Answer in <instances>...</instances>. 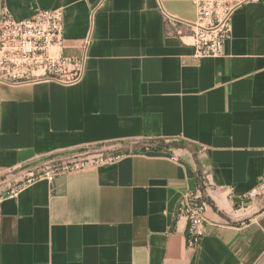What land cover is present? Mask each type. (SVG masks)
<instances>
[{
    "label": "crops",
    "instance_id": "obj_1",
    "mask_svg": "<svg viewBox=\"0 0 264 264\" xmlns=\"http://www.w3.org/2000/svg\"><path fill=\"white\" fill-rule=\"evenodd\" d=\"M1 7L16 20L61 10V56L82 71L0 86V264H264V0L238 7L223 54L202 59L165 23L195 21L187 2ZM105 145L123 151L110 164L26 179L43 159ZM201 179L192 251L177 206Z\"/></svg>",
    "mask_w": 264,
    "mask_h": 264
},
{
    "label": "built area",
    "instance_id": "obj_2",
    "mask_svg": "<svg viewBox=\"0 0 264 264\" xmlns=\"http://www.w3.org/2000/svg\"><path fill=\"white\" fill-rule=\"evenodd\" d=\"M190 3L196 13L195 21L184 22L165 15L166 25L178 29L177 36L189 38L194 58L218 57L231 36L234 11L247 0H156ZM63 14L59 9L42 10L21 20L14 19L8 10L0 8V86H17L37 81H56L70 84L82 71L79 61L63 58ZM117 156L84 164L48 170L33 178L51 183L54 178L85 166H100L114 162ZM31 180V179H30ZM203 180L193 191H187L177 206V215L186 220V248L198 249L205 234L207 203L201 195ZM263 186L250 191L244 201L262 194Z\"/></svg>",
    "mask_w": 264,
    "mask_h": 264
},
{
    "label": "rangeland",
    "instance_id": "obj_3",
    "mask_svg": "<svg viewBox=\"0 0 264 264\" xmlns=\"http://www.w3.org/2000/svg\"><path fill=\"white\" fill-rule=\"evenodd\" d=\"M122 150H119L116 146L105 145L89 147L80 151H75L67 155H57L56 157H50L39 161L36 168L30 172V175L26 179H33L43 172L48 170L58 169L63 166L84 164L99 159H105L109 157H115L119 155ZM25 179V180H26Z\"/></svg>",
    "mask_w": 264,
    "mask_h": 264
}]
</instances>
